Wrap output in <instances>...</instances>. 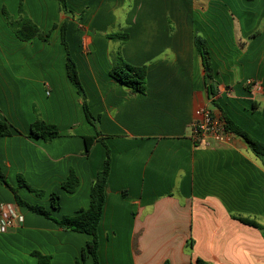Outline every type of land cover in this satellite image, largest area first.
Instances as JSON below:
<instances>
[{
  "label": "crops",
  "instance_id": "crops-1",
  "mask_svg": "<svg viewBox=\"0 0 264 264\" xmlns=\"http://www.w3.org/2000/svg\"><path fill=\"white\" fill-rule=\"evenodd\" d=\"M20 1L0 0V110L15 129L0 141V167L11 186L22 176L43 192L22 187L20 196L54 218L74 215L89 207L104 166L102 143L85 154L84 138L96 131L67 76L60 39L66 23L90 111L112 154L98 230L101 264H264L262 231L239 221L264 227V161L236 135L210 148L191 140L195 112L207 108L264 143V0H67L73 18L60 11L59 0H23L27 15L50 33L47 41L30 42L16 38L3 14L5 8L18 18ZM109 33L129 35L121 54L147 67L145 94L110 76L120 43ZM196 37L209 49L218 105ZM38 116L60 136L50 143L32 138ZM71 170L79 179L74 193L62 188ZM53 193L58 210L51 207ZM2 203L16 201L0 182ZM17 207L24 223L0 233V264H39L33 253L50 257V264H77L90 236Z\"/></svg>",
  "mask_w": 264,
  "mask_h": 264
},
{
  "label": "trees",
  "instance_id": "trees-1",
  "mask_svg": "<svg viewBox=\"0 0 264 264\" xmlns=\"http://www.w3.org/2000/svg\"><path fill=\"white\" fill-rule=\"evenodd\" d=\"M253 1V0H246ZM60 11L65 15L73 18L76 15L69 9L67 0H59ZM3 14L7 19V24L10 30L14 33L16 38L21 42H30L33 39H40L42 41H47L49 34H45L27 15L24 9L23 0L20 1L18 9V18L14 19L10 13L4 8ZM82 15H80L81 17ZM79 16L77 18H80ZM66 23L61 26V43L65 49L66 55V70L67 76L71 83L77 89L79 97L81 99L82 107L86 116L87 121L95 128L96 135L93 137H85L86 155H88L96 142H100L104 145L106 149V158L104 162L103 169L98 173L95 181L91 187L90 193V203L89 207L85 210H80L74 215L63 216L62 218H54L51 211L46 209L41 205H32L26 202L19 194V188L25 187L32 192H35L38 196H42L43 192L31 188L22 176L18 177V187H13L7 181L4 173L0 167V182L8 187L15 196L16 204L19 207L26 208L34 214L41 215L59 228L77 232L81 234H86L91 237V241L88 242L87 247L82 253L81 259L77 264H83L86 258L89 256L93 260V264H101L98 250H99V237L98 230L101 219L103 217V212L106 202V189L111 173L112 167V154L110 148L105 142V136L100 131V119L95 117L89 108L88 99L86 95L85 88L79 76L78 67L76 61L74 60L69 44L66 40ZM58 26H54L53 29H57ZM107 37L114 41L119 42L120 47L118 50L111 54L112 68L110 71V76L122 86L130 89L133 94H145L147 90V67L146 66H133L127 63L121 54V46L128 42L129 35L127 33H109ZM195 45L200 54L203 63L208 71L206 72L205 82L207 85V90L209 94L213 97L212 102L214 105L216 103L217 95V83L212 76V67L210 62V53L205 40L202 37H196ZM222 120L226 123L227 131L235 134L239 137L247 147L257 156L264 161V143H261L251 137L248 133L238 127L233 123L225 113L222 115ZM15 129L2 117V112L0 110V141L4 137L11 136ZM30 136L35 139H42L43 141L50 143L54 139L60 136V130L57 126L51 125L43 121L39 116L36 121L31 126ZM1 164V155H0ZM1 166V165H0ZM79 186V179L74 170L70 171L67 180L63 183L62 188L68 193H74ZM52 209L58 210L60 208V197L58 194L53 193L51 195ZM242 223L252 226L254 228L260 229L264 238V227L259 225L254 220H249L245 218H239ZM187 249H191L193 246V240L190 239L187 243ZM39 264H50V257L43 256L40 253H33ZM165 264H170L166 261ZM195 264H209L208 262L198 259Z\"/></svg>",
  "mask_w": 264,
  "mask_h": 264
},
{
  "label": "built area",
  "instance_id": "built-area-1",
  "mask_svg": "<svg viewBox=\"0 0 264 264\" xmlns=\"http://www.w3.org/2000/svg\"><path fill=\"white\" fill-rule=\"evenodd\" d=\"M235 134L227 131L226 123L207 108H199L195 112L192 123L191 140L196 147L210 148L229 144ZM24 223V217L13 203L0 204V233L19 227Z\"/></svg>",
  "mask_w": 264,
  "mask_h": 264
},
{
  "label": "rangeland",
  "instance_id": "rangeland-1",
  "mask_svg": "<svg viewBox=\"0 0 264 264\" xmlns=\"http://www.w3.org/2000/svg\"><path fill=\"white\" fill-rule=\"evenodd\" d=\"M128 4H131V0H127V5H128ZM61 44H62V43H61Z\"/></svg>",
  "mask_w": 264,
  "mask_h": 264
},
{
  "label": "water",
  "instance_id": "water-1",
  "mask_svg": "<svg viewBox=\"0 0 264 264\" xmlns=\"http://www.w3.org/2000/svg\"><path fill=\"white\" fill-rule=\"evenodd\" d=\"M207 70H208V68H207Z\"/></svg>",
  "mask_w": 264,
  "mask_h": 264
}]
</instances>
